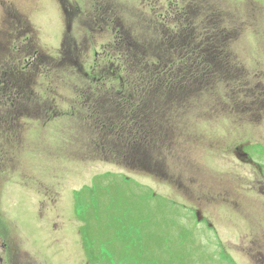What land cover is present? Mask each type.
<instances>
[{"label":"rangeland","instance_id":"1","mask_svg":"<svg viewBox=\"0 0 264 264\" xmlns=\"http://www.w3.org/2000/svg\"><path fill=\"white\" fill-rule=\"evenodd\" d=\"M168 1L11 0L24 33L0 3V78L24 82L18 112L0 99L2 264H264V0L194 1L225 45L212 77L151 102L145 157L94 126L151 50L202 46L156 12ZM31 49L42 67L21 64Z\"/></svg>","mask_w":264,"mask_h":264},{"label":"trees","instance_id":"2","mask_svg":"<svg viewBox=\"0 0 264 264\" xmlns=\"http://www.w3.org/2000/svg\"><path fill=\"white\" fill-rule=\"evenodd\" d=\"M190 1L191 3L185 5L183 8V18H179L178 21L181 19L179 22L172 20L170 17L169 21L175 25L177 35L180 32L183 35L184 32L196 31L201 34H206L203 35L202 46L198 49H189V47H192L196 43L194 37H189L187 40H184V43L180 41L177 46L175 45L174 48H171L176 51L169 53L167 62L165 58L161 57L164 55L161 52L162 50L160 52L158 50H151V58L154 60L153 67L149 70V65L147 64V66H144V68H141L135 73L134 80L128 77L125 85L132 92L130 91L126 94L122 90L118 91L119 94L121 93V96L114 103V108L118 110L116 115L106 117L108 119L107 121L94 122V126L112 131L110 135L116 139L115 146L118 148V157L126 164L137 159L139 157L137 155L145 157L149 152L147 144L149 135L151 134V119L156 121L155 117H150L149 106L151 102L154 101L155 111L158 113V104L161 99L163 103L166 101L170 104L173 103L172 99L168 98V96L171 97L173 95V90L175 93H178V90L183 92V89L188 88L192 84V81L202 82V79L212 77L211 74H213V71L211 67L215 62H218L215 58V52L218 49L222 50L224 48L225 43L220 40L219 35H221L222 30H226L227 33V28L223 25L206 28L199 22L197 23V28L195 20L187 17L188 10H195V6H192L195 4V0ZM162 20L154 19L155 28L158 32H160V28L165 29L166 24L164 19ZM177 24H182V27H177ZM213 33L215 35H212ZM187 36L192 35L188 34ZM199 41L201 40L199 39ZM162 46L164 45L157 47L161 48ZM138 48L137 46V50ZM142 52L146 51L142 50ZM134 54L137 55V52H134ZM117 56L118 61L124 59L119 52ZM202 65L205 67L204 70L201 69ZM118 66L117 71L119 72L121 64ZM111 72H114V70ZM102 77L104 76L102 75ZM95 79H97L96 76ZM100 80L98 79V81ZM200 89L203 92V83L200 85ZM163 90H167V94H164L162 92ZM165 95L167 99L164 98L166 97Z\"/></svg>","mask_w":264,"mask_h":264},{"label":"flooded vegetation","instance_id":"3","mask_svg":"<svg viewBox=\"0 0 264 264\" xmlns=\"http://www.w3.org/2000/svg\"><path fill=\"white\" fill-rule=\"evenodd\" d=\"M185 0H176L175 2H167V7L165 9H163V17L164 18H171L172 20H175L177 22H179L182 18H183V3H184ZM194 1V0H192ZM0 3H2L3 5V9H2V12H3V15L5 18H7L8 20H11V21H19L20 24H21V27H22V30L21 32H25L26 29L23 28L25 22H22L21 19H19V17L15 14L17 13L15 11V8L11 2V0H0ZM14 10V11H13ZM158 11V10H157ZM159 12V11H158ZM181 18L179 21L178 19ZM158 20H161L160 18ZM153 22V21H152ZM154 24H155V21H154ZM11 27L13 25L9 24ZM177 27H182V24H177L176 25ZM15 30L17 31V29L15 28ZM27 32V31H26ZM22 33V34H23ZM120 35V34H119ZM26 43L28 42L27 45L30 44V41L28 38H25L24 40ZM23 49V47L21 48ZM20 49V51H21ZM23 52V51H22ZM38 52L36 50H33L31 49V51L29 53H26V56H23L22 58V61H21V64H26L27 68L29 67H34V66H38V67H42L40 64L41 61V58L42 56L37 54ZM43 69V68H42ZM11 71L12 70H8L6 72L7 75H5V79L7 78V81H3L1 78H0V99H5L6 100L8 98L11 99V101L14 99L15 101H19V102H16V103H11V113L12 112H18V105L21 103L20 100L22 98V89L24 87V82H22V84L20 83L21 82V79H18V78H11ZM9 76V77H8ZM10 101V102H11ZM11 121H13V116H11L9 118Z\"/></svg>","mask_w":264,"mask_h":264},{"label":"water","instance_id":"4","mask_svg":"<svg viewBox=\"0 0 264 264\" xmlns=\"http://www.w3.org/2000/svg\"><path fill=\"white\" fill-rule=\"evenodd\" d=\"M0 264H2V260H1V258H0Z\"/></svg>","mask_w":264,"mask_h":264}]
</instances>
